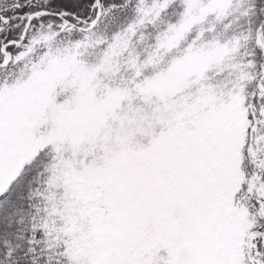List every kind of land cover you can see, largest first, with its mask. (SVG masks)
<instances>
[{
  "label": "snow or ice",
  "instance_id": "1",
  "mask_svg": "<svg viewBox=\"0 0 264 264\" xmlns=\"http://www.w3.org/2000/svg\"><path fill=\"white\" fill-rule=\"evenodd\" d=\"M0 264H264V0H0Z\"/></svg>",
  "mask_w": 264,
  "mask_h": 264
}]
</instances>
